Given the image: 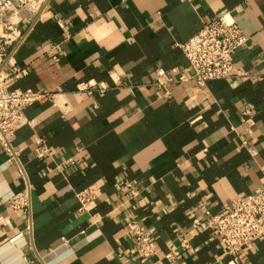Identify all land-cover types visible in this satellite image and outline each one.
I'll return each instance as SVG.
<instances>
[{
    "label": "crops",
    "instance_id": "crops-1",
    "mask_svg": "<svg viewBox=\"0 0 264 264\" xmlns=\"http://www.w3.org/2000/svg\"><path fill=\"white\" fill-rule=\"evenodd\" d=\"M218 15L246 37L240 74L176 82L178 44ZM16 31L5 85L58 97L0 148V264H264V239L231 256L208 223L264 186V0H41Z\"/></svg>",
    "mask_w": 264,
    "mask_h": 264
},
{
    "label": "built area",
    "instance_id": "built-area-1",
    "mask_svg": "<svg viewBox=\"0 0 264 264\" xmlns=\"http://www.w3.org/2000/svg\"><path fill=\"white\" fill-rule=\"evenodd\" d=\"M23 2L24 0H0V23L3 26L0 35V148L10 160L14 156L10 138L23 123L25 108L58 97L49 92L9 89L2 78L7 47L19 38L16 27L25 19L26 13L22 14L26 10L22 7ZM33 4L35 3L31 6ZM9 12L10 17L6 19ZM11 15H17L18 18L11 21ZM245 41L242 30L227 15H218L209 22L202 23L194 36L177 46L191 74L187 77L178 76L176 82L191 81L199 89L209 82L229 78L233 73L239 75V72H234L232 57ZM158 74L162 75L163 71L158 70ZM42 152L40 151L39 156ZM129 190L130 195L136 194L132 188ZM91 198L92 194L88 190L77 195L81 207ZM9 205L13 210H24L26 200L23 195H14L10 198ZM208 223L226 253L231 256H237L248 249L254 241L264 239V186L234 200L230 206L224 207L222 214L209 215ZM130 227L140 256H153L155 244L150 235L141 227L133 224ZM185 245L186 243H182V246Z\"/></svg>",
    "mask_w": 264,
    "mask_h": 264
},
{
    "label": "rangeland",
    "instance_id": "rangeland-1",
    "mask_svg": "<svg viewBox=\"0 0 264 264\" xmlns=\"http://www.w3.org/2000/svg\"><path fill=\"white\" fill-rule=\"evenodd\" d=\"M41 0H24V4L22 5V7L24 8V9H26L22 14H24V13H27V11L28 10H31L32 9V6H31V4L34 2V3H36V2H40ZM31 6V7H30ZM11 12V11H10ZM10 12L9 13H7V15H6V19H8V17H10ZM11 21H15L17 18H18V16L17 15H15V16H13V15H11ZM2 32H3V26H2V24L0 23V35L2 34Z\"/></svg>",
    "mask_w": 264,
    "mask_h": 264
}]
</instances>
